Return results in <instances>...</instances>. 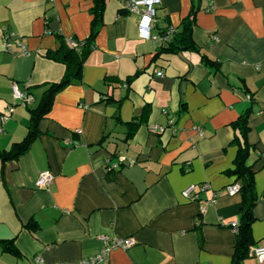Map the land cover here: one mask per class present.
Listing matches in <instances>:
<instances>
[{"label": "crops", "instance_id": "obj_1", "mask_svg": "<svg viewBox=\"0 0 264 264\" xmlns=\"http://www.w3.org/2000/svg\"><path fill=\"white\" fill-rule=\"evenodd\" d=\"M125 1L105 0L79 77L55 93L29 148L0 161V240L13 248L0 244V264H89L102 236L135 241L110 249L102 264H232L229 223H239L241 194L226 191L235 181L226 171L237 153L232 124L247 109L254 200L240 264H260L251 251L264 245V0H159L153 34L178 31L197 6L198 51L175 54H157L164 43L138 37V17L119 13ZM92 3L0 0V150L24 137L29 109L63 74L45 56L56 34L88 36ZM5 33L16 54L4 49ZM13 83H26L35 102L16 104ZM156 124L165 129L149 130ZM44 170L51 182L37 188ZM190 184L196 201L181 195Z\"/></svg>", "mask_w": 264, "mask_h": 264}, {"label": "trees", "instance_id": "obj_2", "mask_svg": "<svg viewBox=\"0 0 264 264\" xmlns=\"http://www.w3.org/2000/svg\"><path fill=\"white\" fill-rule=\"evenodd\" d=\"M104 6L105 0H93L90 8L92 15L90 31L85 39L78 41L73 37H63L60 34H56L57 47L53 50H47L45 56L48 59L61 63L64 66L63 74L58 81L48 84L36 105L29 109V125L24 137L17 142H13L8 149L0 150L1 162L17 158L29 148L39 133L38 122L49 112L55 93L63 87L72 84L79 77L83 62L95 47L94 39L102 25ZM196 11L197 6L193 4L189 14L180 21V29L172 34L170 40L157 51V54H175L187 49L198 51L191 38ZM123 12L128 13L122 7L119 13ZM203 60L211 62L205 56H203ZM250 112V109H247L232 124V128L235 131L233 142L237 146V153L233 167L226 171V173L235 176L234 182L239 184V192L241 194V205L239 209L240 220L235 231L236 242L234 245L232 264H240V261L247 255L249 243L248 230L253 220L251 215V206L254 200L252 171L250 166L246 164L247 156L253 148L247 141V133L249 130L247 118ZM0 244L4 247L3 249L13 251L9 243H4V241L0 240Z\"/></svg>", "mask_w": 264, "mask_h": 264}, {"label": "built area", "instance_id": "obj_3", "mask_svg": "<svg viewBox=\"0 0 264 264\" xmlns=\"http://www.w3.org/2000/svg\"><path fill=\"white\" fill-rule=\"evenodd\" d=\"M159 4V0H126L123 4V8L129 13L136 15L138 17L137 21V34L140 39H145V40H159L162 43H166L169 41V37L173 33V28L168 27L166 30L163 31V33H151V29L154 27L155 22H156V9ZM11 34L5 33L3 35V46L4 49L11 53V54H16L13 50L11 41ZM215 39V37L213 36ZM69 40V38H68ZM19 46V51L18 53L26 54L27 50L25 49L24 45L21 43H18ZM159 75L161 73H158ZM12 89V98L13 101L16 102V104L22 106V107H27L35 102V99L32 94H30L27 90V84L24 83L22 85L13 83L11 86ZM246 98L249 99V95H246ZM14 110V104H8L4 113L1 114V120H6L9 115L12 113ZM166 127L171 129L172 133L176 132V126L173 122L172 119H169L167 122ZM165 129V126L163 125H151L149 126V130L151 131H156V132H162ZM121 158H119V161ZM52 176L49 173V171L44 170L41 171L35 181V186L37 188H44L51 182ZM200 190L207 189L209 186L207 183H201L198 185ZM196 187L197 185L195 184H190L186 186L185 188L182 189L181 195L189 200V201H196L198 196L196 193ZM226 191L229 194H235L236 192L239 191V184L237 182L232 183L231 185H228L226 187ZM217 196L216 193H213L211 199L209 200L210 202H213L215 200V197ZM263 200H264V194H263ZM205 211V206L201 205L199 208V213H203ZM237 222L236 221H231L229 223V226L233 229V231H236L237 228ZM104 246L101 249V251L94 255L93 257H90L86 259V262L89 264H102L105 260L106 254L110 249L114 248H122L126 249L130 247L131 245L134 244V240L132 238H120V237H113V238H108L105 236L101 237ZM252 255L253 257L260 263L264 264V245L262 246H256L252 248ZM37 263H39V259L35 260Z\"/></svg>", "mask_w": 264, "mask_h": 264}]
</instances>
